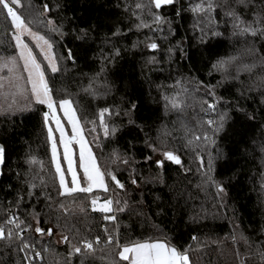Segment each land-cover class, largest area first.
<instances>
[{"label": "trees", "instance_id": "1", "mask_svg": "<svg viewBox=\"0 0 264 264\" xmlns=\"http://www.w3.org/2000/svg\"><path fill=\"white\" fill-rule=\"evenodd\" d=\"M211 2L214 9L207 12L193 11L199 3L207 7V0H175L159 9L151 0H21V7L13 6L52 45L59 71L53 73L42 54L36 58L54 99L73 101L113 199L125 206L107 214L116 215L114 223L91 211L93 197L108 198L102 190L59 195L45 107L0 115V222L14 215L35 227L38 219L39 227L53 233H25L42 254L32 264H127L119 260V249L105 246V228L122 245L166 241L187 252L190 264H261L255 245L264 246V38L240 34L227 13L234 9L251 23L264 0H256L255 8L237 0ZM153 13L163 22L153 23ZM141 23L150 27H137ZM16 34L0 12V57L17 54ZM152 43L156 49L148 47ZM220 61L226 62L223 69L214 67ZM248 65L255 67L249 71ZM216 101L219 117H225L216 120L223 124L219 130L204 115ZM105 108L119 112L105 115L107 135L99 122ZM165 152L181 163L167 160ZM59 159L67 170L63 155ZM76 168L82 177L78 163ZM97 236L95 252L73 251L82 239ZM24 255L0 241V264H27Z\"/></svg>", "mask_w": 264, "mask_h": 264}, {"label": "snow or ice", "instance_id": "2", "mask_svg": "<svg viewBox=\"0 0 264 264\" xmlns=\"http://www.w3.org/2000/svg\"><path fill=\"white\" fill-rule=\"evenodd\" d=\"M175 0H151V3L155 6L156 9H159L162 5L173 4ZM237 4L243 7H257L256 0H237ZM21 7V0H0V12H6V19L10 18L11 25L16 30V35L14 40L16 42L15 46L19 50V57L23 60V70L27 73L25 77H16L15 80L26 79V84L30 86L31 96L34 98V102L40 105H46L48 111L43 113L44 126L47 129V138L51 142V154L52 162L55 165L56 173L59 177V187L61 191L59 195L61 196H73L76 193H89L91 194L94 189H100L104 192L109 191L108 184L105 182V173L101 172L100 168L96 164L95 157L93 156L91 150L88 148L84 136L82 134V129L80 127L79 118L76 116V110L73 108V101L70 98H61L59 101L54 99L53 91L49 87L48 81L45 79V71L41 68L40 63L37 62L36 56L33 55L32 49L22 39V36L25 34L30 36L32 39L37 41V46L40 47V51L44 54L45 59L48 61V65L51 68L53 73L59 71L56 63L55 57L51 55L52 45L49 43L44 36H40L35 32H32L29 27V23L25 22V19L22 18V15L18 14L14 7ZM136 8H142L141 4H136ZM214 9V5L211 0H207V7L204 3L197 4L194 8V12H207ZM44 10L47 12L50 9L47 5H44ZM229 16L233 17L235 23L234 27L240 30V34H248L253 37L264 38V10L261 12L253 13V20L251 23H246L241 19L240 15L233 9L227 13ZM153 23H162V17L158 14L153 13ZM49 24L53 22L48 21ZM137 27H150L146 23H141ZM55 30V29H54ZM43 42V46L39 42ZM48 51H45V47ZM151 49H156L157 45L152 43L148 45ZM119 53L117 52V55ZM67 58L69 60L73 59L71 51L68 52ZM13 65L15 60L12 61ZM225 61L218 62L217 67L223 69L225 66ZM255 65H248L246 68L251 71ZM8 71L11 73L12 68H9ZM7 79V84L9 87H14L17 90L19 95H23L25 91H28V88L21 89V86L15 82L11 77L5 78L0 76V94L3 93L5 88V81ZM212 93L209 92V95ZM15 103V101H13ZM173 107H178L177 103L173 100L171 101ZM207 103V101H205ZM29 107L28 105L25 106ZM57 108L63 111L65 118L68 121V124L71 125V135H67L65 128L61 123L60 118L57 116ZM209 109H215V105L209 103ZM119 115V112L113 113L110 109L105 108L99 112V121L101 126L104 128L105 135L108 134V126L105 124V115ZM224 115L221 114L220 121L224 120ZM51 123H55V131L59 133V138L54 136L53 128L50 126ZM95 124V121H92ZM207 124L209 127L214 128V130H219L223 127L222 123H217L212 120H208ZM94 130V129H93ZM205 139L208 137L197 136L196 139ZM63 147V160L67 164V173L71 176V181L69 182L65 179V171L62 169L61 161L58 158V147L57 145ZM79 145V168L82 170V177L78 176L76 167L74 166V153L72 149L73 144ZM4 153L5 149L3 146H0V164L4 163ZM165 158L169 161H172L176 164H180L181 160L178 156L174 155L172 152L163 153ZM35 163L36 161H31ZM127 161H125L126 163ZM158 166H163L161 161H157ZM201 165L203 166V160H201ZM112 181L115 182V186L121 190L124 189V185L117 179L112 173H107ZM82 181L86 183V186H82ZM133 184L136 183L135 180L132 181ZM217 190L219 192H224L225 189L222 185L217 184ZM126 205V202H124ZM91 211L105 213L103 219L106 221L116 222L117 217L115 214L107 215L109 213L122 212L125 210V206L121 204L119 199L105 198L103 202L100 201V197L96 196L90 200ZM118 206V207H117ZM61 208H64V205L61 204ZM67 209H65V214H67ZM81 211H84L82 208ZM35 219V217H34ZM40 221L35 219V224L37 226L33 227V224L28 223L26 220L21 219L19 216H9L6 217L4 221L0 222V241H7L9 247H15L19 252L24 253V260L27 264H32L33 259H41L42 254L40 251H36L34 245L25 239V233L28 231H34L35 233L43 236L47 234L51 236L52 229H48L47 232L41 227H39ZM114 231H118L114 229ZM106 241L105 246L114 245L115 248L119 249L117 256L119 260L126 261L127 264H190V258L187 252L179 250L177 247L171 246L168 242L160 241L159 239L144 240V241H134L128 244H121L118 239L112 234L109 233L107 228H105ZM64 242H69V238L64 236ZM245 242L248 243L245 238ZM101 244V239L99 236L95 237L94 240H89L84 238L80 241L79 245L73 246V251L77 254L81 253L82 248L85 252L93 253L96 250V246ZM253 245H249L251 248ZM47 249H45L46 251ZM29 253H34L29 255ZM255 255L258 256L261 264H264V246L260 243L255 245ZM243 264V261H242Z\"/></svg>", "mask_w": 264, "mask_h": 264}, {"label": "rangeland", "instance_id": "3", "mask_svg": "<svg viewBox=\"0 0 264 264\" xmlns=\"http://www.w3.org/2000/svg\"><path fill=\"white\" fill-rule=\"evenodd\" d=\"M55 35H58V34L56 33ZM22 39L28 45V47L30 49H32L34 56L39 55V53L42 54L40 51V47L37 46V41H35L34 39H32L30 36H28L26 34L24 36H22ZM39 43L41 46H43L42 41ZM44 47H45V51H48L46 46H44ZM16 50H17L16 55L9 56V57H0V76H3L5 78L11 77L14 80L16 77H21V76L26 78L27 73L24 72V70H23V63L24 62L19 57V50L17 48H16ZM248 53H250V52H248ZM51 55L53 56L52 51H51ZM42 57L48 64V61L45 59L44 54H42ZM13 60H15L14 65L12 63ZM37 62H38V59H37ZM155 62L157 63V61H155ZM9 68L13 69V71L11 73L8 71ZM41 68L43 69L42 65H41ZM45 79L47 80L46 74H45ZM15 82L21 86V89H24L26 87L29 90L25 91L23 95H19L17 93L16 88L8 86L7 79H6L5 88L3 89V93L0 94V115L4 116V115L23 114L24 112H29V111L33 110L34 108L40 107V106L45 107L46 112L48 111L46 105H40V104H36L34 102V98L31 96V93H30V86L26 84V79L15 80ZM49 87L51 88L50 84H49ZM13 101H15V103H13ZM26 105H28L29 107L26 108L25 107ZM214 105H215V109L213 110V109L208 108L206 110V112H204V115L207 113V115H205V116L209 117L208 120H212V121L216 122V120L218 121L220 119V117L218 115L220 108H218V102L217 101L214 103ZM57 116L60 118L61 123L63 124V126L65 128L66 134L70 136L71 131H72L71 125L68 124V121L65 118L63 111L60 110L59 108H57ZM50 126L53 128L54 136L57 138V141H58L59 133L55 131V128H56L55 123L50 122ZM98 128H100V127L98 126ZM213 130H214V128H213ZM82 134H83V130H82ZM83 136H84V134H83ZM84 139H85V142H86L88 148L91 150V152L93 154V151H92V148L90 147L89 141L86 140L85 136H84ZM210 139L211 140L213 139V135L210 136ZM57 147H58V158H60V155H63V147L61 145H59V143H58ZM211 148H213V146H211ZM72 149H73V153H74L73 159H75V158L78 159L77 162H75V160H74V166L76 167L77 163L79 165V145L74 143L72 145ZM93 156H94V154H93ZM63 162H64V160L62 161V163ZM76 170H77V168H76ZM65 179L68 182H69V180L71 181V176H70V174L67 173L66 169H65ZM69 186H71L70 183H69ZM98 190H100V189H98ZM106 196H108V198H113V194H112V191L110 189L108 192L103 191L102 197H106ZM162 242H164V241H162Z\"/></svg>", "mask_w": 264, "mask_h": 264}, {"label": "water", "instance_id": "4", "mask_svg": "<svg viewBox=\"0 0 264 264\" xmlns=\"http://www.w3.org/2000/svg\"><path fill=\"white\" fill-rule=\"evenodd\" d=\"M164 6H169V5H162L161 7H164ZM1 175H2V164H0V178H1Z\"/></svg>", "mask_w": 264, "mask_h": 264}, {"label": "built area", "instance_id": "5", "mask_svg": "<svg viewBox=\"0 0 264 264\" xmlns=\"http://www.w3.org/2000/svg\"><path fill=\"white\" fill-rule=\"evenodd\" d=\"M34 256V255H33ZM42 260V258L41 259H33L32 260V263H34V262H39V261H41Z\"/></svg>", "mask_w": 264, "mask_h": 264}]
</instances>
